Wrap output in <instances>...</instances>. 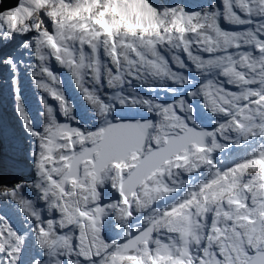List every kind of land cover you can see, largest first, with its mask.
<instances>
[{
    "label": "snow or ice",
    "instance_id": "6c2138e0",
    "mask_svg": "<svg viewBox=\"0 0 264 264\" xmlns=\"http://www.w3.org/2000/svg\"><path fill=\"white\" fill-rule=\"evenodd\" d=\"M0 264H264V0H0Z\"/></svg>",
    "mask_w": 264,
    "mask_h": 264
},
{
    "label": "bare ground",
    "instance_id": "6f19581e",
    "mask_svg": "<svg viewBox=\"0 0 264 264\" xmlns=\"http://www.w3.org/2000/svg\"><path fill=\"white\" fill-rule=\"evenodd\" d=\"M24 83H25V88H26V99H27V102H28L29 106L33 110H35V108L38 106V102H37V99H36L35 92L33 91L30 78H28L27 75L25 76Z\"/></svg>",
    "mask_w": 264,
    "mask_h": 264
}]
</instances>
